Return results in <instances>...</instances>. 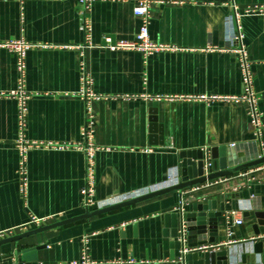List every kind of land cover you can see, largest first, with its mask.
<instances>
[{"label": "crops", "instance_id": "0c3cea01", "mask_svg": "<svg viewBox=\"0 0 264 264\" xmlns=\"http://www.w3.org/2000/svg\"><path fill=\"white\" fill-rule=\"evenodd\" d=\"M135 5L134 0H0V91L18 84L16 55L1 43L23 38L36 44L26 57L25 87L32 95L23 130L18 100L0 97L5 237L23 232L30 216L46 217L45 225L85 212L87 123L98 147L96 200L181 180L187 158L203 160L208 171L224 148L230 164L244 153L230 144L254 140L250 104L203 98L244 92L241 54L229 44L236 28L234 5L242 12L239 25L262 112L264 149V14L243 12L264 0L156 4L150 37L176 49L147 58L137 50L102 47L105 36L135 38L141 24ZM84 88L98 97L82 94ZM21 131L29 140L68 144L28 151L26 194L18 173ZM182 222L186 248H211L183 256ZM85 254L103 264H131L130 258L150 262L138 264H264V163L33 234L18 246L2 244L0 264H70Z\"/></svg>", "mask_w": 264, "mask_h": 264}, {"label": "built area", "instance_id": "2783aa9c", "mask_svg": "<svg viewBox=\"0 0 264 264\" xmlns=\"http://www.w3.org/2000/svg\"><path fill=\"white\" fill-rule=\"evenodd\" d=\"M86 2V0H83ZM136 5L134 6V14L140 19L141 24L139 31L136 33V36L132 40H118L114 41L110 36L104 37V44L102 47L110 50H137L140 51L145 58L149 55L154 54L156 52H160L163 50H173L176 49L175 46L170 44H166L163 42H158L152 40L150 37V24L152 19V9L153 6L156 4H165L168 2H174L175 0H134ZM245 14H253V13H262L264 14V5L261 6H253L248 7L243 11ZM242 12L234 5L233 7V17L235 19L236 28L232 35V38L229 40V44L234 47L241 54V69L243 72V83H244V92L242 94H213L210 96H204L203 98L207 101L211 100H220L224 102H232V103H240V102H248L251 106L250 114L252 117V123L254 126V134L255 138L249 142L243 143H232L230 144V148L234 150V152L243 150L244 153L238 157H235V161L231 164L228 162V165H236L243 162L251 161L257 158H260L264 154L263 143H262V112L258 109L257 102L258 96L256 95L255 91L252 87V77L249 71V62L245 55V48L243 44V33L239 25V18L242 15ZM90 27L88 22L85 21L84 28L88 29ZM2 46L8 48L10 51L14 52L16 55V68L18 71V84L17 87L10 91H0V97H13L18 100L19 104V119L20 124L23 130L24 122H25V115L27 112V100L31 97L32 93L28 92L25 87V76H26V57L28 50L35 46L36 44L26 41L23 38L15 41H8L1 43ZM83 82L86 86L87 77L86 75L83 76ZM82 94H86L92 97H98L95 93H88L86 88L82 90ZM116 98L120 97H130L129 95H117ZM156 98H160L157 96ZM90 123L85 125L83 130V134L86 139V144L84 145V150L86 152V176H85V185L81 189L82 194V205L85 208H91L92 206L101 207L107 204H110L116 200L124 199L129 196H135L141 193L149 192L151 190H156L165 186H170L180 182L178 178L176 180H168L161 185L152 186L151 188H146L144 190L138 191L133 193L129 196H125L123 198H118L114 200H96L94 198L95 194V152L97 151L98 147L91 141V135L89 130ZM68 144H63L57 141H43V140H29L27 139L23 131H21V136L17 140V147L20 153V166L18 169V173L20 175V188L23 194H26L27 191V184H28V177H27V153L32 148H39V147H46V148H55V149H62L67 147ZM247 151V153L245 152ZM250 151V152H249ZM211 162L208 163V167H210ZM46 217H37V216H30L29 220L21 226L22 231H26L32 228H36L41 226L42 223L45 221ZM237 224L242 223L241 218H237L235 220ZM187 229L185 222H182V228L180 231V238L183 242L182 246V255L184 256L187 252L192 250L202 249L208 250L211 248L209 245H203L199 247H195L192 249H188L184 246V240L186 235ZM5 232H0V239L5 237ZM180 262H183V257L180 259ZM123 261L113 262V264H122ZM128 263L131 264H138V263H150L149 260H135L134 258H130ZM165 262H157V264H163ZM70 264H103V262H97L91 260L86 254L79 260H73Z\"/></svg>", "mask_w": 264, "mask_h": 264}, {"label": "water", "instance_id": "95a60500", "mask_svg": "<svg viewBox=\"0 0 264 264\" xmlns=\"http://www.w3.org/2000/svg\"><path fill=\"white\" fill-rule=\"evenodd\" d=\"M223 150L224 152L221 153V156L218 162L214 163L215 164L214 168H210L208 171L204 170L205 162L203 160L196 161V160L187 158L186 176H184L180 180V182L176 184L165 186V187H162L156 190H151L149 192L141 193L135 196H129L124 199L116 200L110 204L97 207L95 209L86 208L85 212L80 215L58 220L50 224L41 225L36 228H32V229L14 234L12 236L1 238L0 245L8 243V242H15L16 245L18 246L19 241L21 239L31 236L33 234L43 232L48 229L59 227L65 224H69L75 221H79L82 219H87L92 216L99 215V214H102V213H105V212H108V211H111V210H114L120 207L128 206V205H131V204L143 201V200H147V199H150V198H153V197H156V196H159V195L171 192V191H175V190L183 191L184 189L188 187L199 185L206 181H211V180H214V179H217V178L229 175V174H233L238 171L247 170L253 166L264 163V154H263L260 158H257L251 161L243 162V163L236 164V165H228L227 157L225 153L226 149L224 148ZM242 154L243 152L240 151L239 155H242ZM207 162H209L208 159H207Z\"/></svg>", "mask_w": 264, "mask_h": 264}]
</instances>
